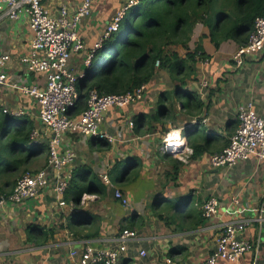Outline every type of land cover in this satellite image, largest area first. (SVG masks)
<instances>
[{"label": "crops", "instance_id": "obj_1", "mask_svg": "<svg viewBox=\"0 0 264 264\" xmlns=\"http://www.w3.org/2000/svg\"><path fill=\"white\" fill-rule=\"evenodd\" d=\"M83 1L42 0L52 14L62 6L74 12ZM130 1L94 3L91 15L77 27L86 49L72 55L70 71L78 75L85 71L87 55ZM33 38L26 11L18 19L0 14V58L9 56L5 66H0V73L5 71L9 77L0 90V112L23 111L24 115L13 116L34 126L38 139L33 143L39 145L49 142L53 134L40 120L38 100L22 90L46 85V74L30 70L24 62L31 54ZM198 46L203 51L190 64L193 72L185 70L189 76L181 91L173 70L156 63L142 100L105 113L101 128L115 143L79 132L64 133L59 153H75L73 164L60 175L69 180L64 205L54 190L57 178L49 165L50 149L31 159L29 172L46 170L52 181L38 197L0 207V264H80L85 245L115 248L125 229L136 231L137 237L118 264H202L215 252L223 226L235 220L249 221L241 237L251 241L254 249L235 263L221 260V264H264V223L258 221L264 218V161L253 156L233 166L211 164L212 156L226 148L236 133L242 106L252 102L256 112L264 114V50L238 66L234 56L241 45L228 40L217 49L202 23L195 26L188 47L171 50L186 58ZM195 103L200 105L195 107ZM71 116L79 118L80 113ZM174 134L180 139L170 140ZM205 138L213 139L207 147ZM170 141L182 143L191 152L182 158L163 153L161 148ZM85 173L96 175L104 187L82 181ZM21 177L3 191L12 193ZM92 186L96 192L85 191ZM117 190L129 199L128 206L116 198ZM210 198L218 200L219 212L206 218L203 210ZM175 199L182 205L166 209V202ZM31 226L41 230L29 233Z\"/></svg>", "mask_w": 264, "mask_h": 264}, {"label": "built area", "instance_id": "obj_2", "mask_svg": "<svg viewBox=\"0 0 264 264\" xmlns=\"http://www.w3.org/2000/svg\"><path fill=\"white\" fill-rule=\"evenodd\" d=\"M97 1L84 0L80 8L74 12H71L67 6H62L57 13L52 14L42 0H0V14L10 19H18L23 11L29 15L34 38L31 43V54L24 58V62L30 70L45 73L47 80L43 88L24 87L22 90L38 100L40 120L53 134L48 142L49 165L54 177L57 178L54 190L62 205L65 204L63 199L69 186V180L61 179L60 175L75 160L73 151L68 150L64 154H60L58 151V145L64 133L79 132L84 136L98 137L115 143L116 139L101 128L105 113L111 108L124 109L142 100L147 88V85L143 84L133 92L124 94H100L96 90H92L88 107L80 117L73 118L69 115V110L76 105L78 100V78L83 76L70 71L69 62L74 53L86 49L83 39L77 33V27L83 19L91 15L93 5ZM139 3L140 0H131L118 11L108 24L103 37L87 55L86 67H90L96 50L103 47L104 40L109 39L113 33L120 30L126 13L138 6ZM262 50H264V17H258L248 44L241 46L234 59L240 66L246 57L260 53ZM8 60L9 56L0 58V66H5ZM159 65L160 61L158 60L157 66ZM8 83V74L2 71L0 73V90ZM3 112L9 113V110L4 109ZM13 115L22 116L24 112L19 111ZM238 120L239 126L236 133L231 136L230 144L212 156L211 164L213 166H233L238 162L247 161L253 156L264 161V114H258L254 104L250 102L240 108ZM129 124L131 127L134 125L133 121ZM33 138L38 139L36 131L33 133ZM171 139H180V137L174 134L170 136ZM174 144L177 143L168 142L161 148V151L177 154L180 158L185 152H191V149L184 148L183 144L182 146H171ZM104 179L109 184V179L107 177ZM51 181L52 177L46 170L35 173L27 172L18 180L11 194L0 196V207L8 204L19 205L38 197L51 184ZM115 196L121 200L123 205H129V199L121 191L117 190ZM203 212L206 218L217 215L219 212L218 200L216 198L207 200ZM258 221L263 224L264 218H258ZM248 225V220H235L226 223L218 236L215 252L202 264H221V260L235 263L244 254L253 250V243L241 237ZM136 237V231L125 229L119 233L115 248H96L91 244L85 245L80 256V264H118L120 257L127 251L129 242ZM142 253L145 254V252ZM169 262L171 263L170 260ZM253 264H260V262L255 261Z\"/></svg>", "mask_w": 264, "mask_h": 264}, {"label": "trees", "instance_id": "obj_3", "mask_svg": "<svg viewBox=\"0 0 264 264\" xmlns=\"http://www.w3.org/2000/svg\"><path fill=\"white\" fill-rule=\"evenodd\" d=\"M258 17H264V0H140L138 6L126 13L120 30L96 50L90 67L78 78V100L69 115L72 112L81 115L85 111L92 90L100 94H124L149 83L158 60L161 68L173 70L181 91L189 76L185 75V70L193 72L190 64L196 61L203 48L198 46L195 52H188L186 58H181L171 48L188 47L198 23L208 27L209 37L217 49L228 40L244 46L248 44ZM199 105L195 103V107ZM34 129L21 118L0 112V195L11 193L3 188L29 172L27 165L33 157L48 153V142L33 143L36 141ZM211 140L205 138V147ZM192 146L198 151L196 145ZM81 177L82 181H91L99 189L103 186L94 174L85 173ZM85 191L94 193L97 190L92 186ZM189 216L192 217V213ZM33 229L41 230L31 226L29 233ZM51 231L54 234V230Z\"/></svg>", "mask_w": 264, "mask_h": 264}, {"label": "rangeland", "instance_id": "obj_4", "mask_svg": "<svg viewBox=\"0 0 264 264\" xmlns=\"http://www.w3.org/2000/svg\"><path fill=\"white\" fill-rule=\"evenodd\" d=\"M185 93H187V91L185 90ZM182 101H184V96H182V99H181ZM182 201L181 200H174V201H172V202H170V203H168V202H166V209H171L172 208V205L174 204L175 206H177V207H180L181 205H182Z\"/></svg>", "mask_w": 264, "mask_h": 264}, {"label": "bare ground", "instance_id": "obj_5", "mask_svg": "<svg viewBox=\"0 0 264 264\" xmlns=\"http://www.w3.org/2000/svg\"><path fill=\"white\" fill-rule=\"evenodd\" d=\"M176 145L177 146H182V143L178 142ZM176 145L174 144V145H171V146H176Z\"/></svg>", "mask_w": 264, "mask_h": 264}, {"label": "water", "instance_id": "obj_6", "mask_svg": "<svg viewBox=\"0 0 264 264\" xmlns=\"http://www.w3.org/2000/svg\"><path fill=\"white\" fill-rule=\"evenodd\" d=\"M168 154H171V153H168Z\"/></svg>", "mask_w": 264, "mask_h": 264}]
</instances>
